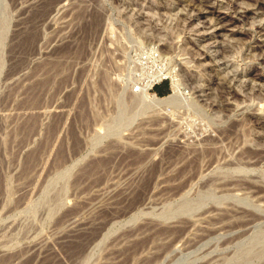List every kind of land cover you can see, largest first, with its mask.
<instances>
[{
    "label": "rangeland",
    "instance_id": "1",
    "mask_svg": "<svg viewBox=\"0 0 264 264\" xmlns=\"http://www.w3.org/2000/svg\"><path fill=\"white\" fill-rule=\"evenodd\" d=\"M231 1L242 21L191 0H0V264H264V160L241 153L264 147V0ZM237 65L248 109L212 110ZM168 70L181 102L145 110Z\"/></svg>",
    "mask_w": 264,
    "mask_h": 264
},
{
    "label": "bare ground",
    "instance_id": "2",
    "mask_svg": "<svg viewBox=\"0 0 264 264\" xmlns=\"http://www.w3.org/2000/svg\"><path fill=\"white\" fill-rule=\"evenodd\" d=\"M73 1L76 2V0H10V2L12 4H74L75 2H73ZM77 1H78L77 3H79V4H102V3L105 4L104 3L105 0L104 1L103 0H77ZM191 3L194 4V5H196L194 7H197L199 9V11H198L199 13L209 11V13L211 12V14L212 13H214V14L215 13H218V14H223V15L227 16V14L225 13V11H230V12L231 11H234V14L237 15V17H236L237 20H240V21H242L245 18V14H246V11L245 10L244 11H236L235 8L237 7V4H235V3L233 4V2L231 0H228L227 1V4H223V5H218V4L215 5L210 0H191ZM95 11H97V10H95ZM195 11H196V9L195 10H191L192 13H194ZM186 18L191 19L192 18V14H188ZM186 18L183 21H186L187 20ZM212 22H213V19H210V22L209 23L211 24ZM217 26L220 27V31H223L225 29V26L223 27V26H221L220 23H216V20L214 21V24L210 27V29L215 30ZM254 32H256L258 34H264V27H257ZM182 33H183V30H181V32L179 34H177V39L182 35ZM205 33H207V32H205ZM210 36H211L212 39H214V38L216 39V38L221 37V36H224V35L223 34L222 35L221 34H218V32H216L215 34L213 33ZM202 38H204V35H203ZM195 42H197V41H195ZM195 42L193 44H195ZM221 43H222V41L219 43L217 40H215V42L212 43V44H215L214 47H213V49L215 50V52H217V54H219L215 58H213V60L216 59L214 61V63L216 62V63H219L220 64L219 61L222 60V59L224 61V58H225L226 54L230 53L231 47L228 46L227 44L222 45L224 42L222 44ZM208 44L209 43H207V45ZM175 45H176V43H175ZM175 45L174 46H171V45H168L167 46V45H165L164 48H163V52L166 53L165 55L168 54V56H169V54L172 53L171 55L175 54V57L185 56L186 53H183V52L182 53L181 52L180 53H177L175 51V49L176 50L178 49V48L175 47ZM209 46H211V45H209ZM209 49H207L206 50V53L204 52V54H207V52H209L208 51ZM199 56H201V54ZM208 59H210V58L208 57ZM189 63L190 62H186V64H189ZM223 65L226 67V62H224ZM185 70H187V68L184 67V66H182V68L179 69L180 73L181 72H184ZM230 72L232 73V75L229 78L227 77V79L225 77H223V76H227V75H225L226 72L223 73L224 74L223 76H221L223 78L220 79L221 80V84L219 85V88L217 90L218 100L216 99L217 101H212L209 104V107H211L212 110H216L217 112L220 111V109H221V111H224V112L225 111L234 112L241 104H243L245 102V101H241V102H239V101L237 102L236 101L237 97L240 94H238V92L233 89V86L235 88H239V92H240V89L243 87L242 77H244V72L245 71L243 70V68H241L240 65H237L235 67V69L233 71H230ZM226 74H228V76H229V73H226ZM155 76H156L155 78L153 77L152 80H150V81H148L146 83V85L144 86V88L141 91L140 97L142 98V101L140 99V102H143L144 103V104L142 103L145 106V107L143 106L144 109L145 110L147 109V110H150V111L154 110L155 112L156 111L158 112V111H167V109H172V108L175 109L176 107H178L179 103L181 102L180 99H179V97H178V94L181 91H180V88H179V83H178L179 81H178V78H177V76H178L177 72L173 73L171 70L170 71L168 70V72H166V73H163V74L160 73V75L157 74ZM169 78L171 79V93L168 96L158 97L155 94H150L149 93V89L152 87L153 84H155L156 82L161 81L162 79H169ZM257 79L264 80V75H259L257 77ZM231 83L233 84L232 86H230ZM253 88L254 87H251L252 90H253ZM260 90L261 89H259V91ZM199 92L202 93V91H199ZM230 100H234L235 104L232 106L233 107L232 110L230 108H229L230 110H227V107L230 106L229 105V101ZM219 104H221V106ZM247 109L248 108H245V109L242 108L240 110L237 109V111H240L241 112V110L243 111V110H247ZM256 111L264 112V98L263 99L262 98L259 99L258 109H256ZM229 116H230V114H229ZM229 116L227 115L226 117L229 118ZM250 116L251 117H253V116L254 117H257L258 116L257 118H260V119L262 118V115H257L256 113H252V114H249L248 113L245 116V119L243 120V127H244V125L247 124L246 122H250L249 121V117ZM251 121L253 122V120H251ZM257 122H258V120H257ZM257 122H256V124H259L260 121L258 123ZM241 124L242 123H236V125H235V123H234V125L236 126V128H237V126H239L241 128V126H242ZM223 132L224 131H217L216 133H217L218 136H222V133ZM232 135H236L235 130H233L229 136L225 137V139L231 137ZM214 137H216V136H214ZM207 139H210L211 141L217 140V139H215V138H213V137H211L209 135L207 136ZM212 152H213V150H212ZM241 153H243V160H244V163L245 164H259V163L263 162V160H264V147L261 148V149H255L253 147L244 145L243 146V152H241ZM210 159L211 158H209L208 160H210ZM209 163L207 162V165ZM130 218L133 219L134 216H131ZM130 218L129 219H126L125 221L119 222V224H122L123 222L125 224L129 223L132 220V219L130 220Z\"/></svg>",
    "mask_w": 264,
    "mask_h": 264
},
{
    "label": "trees",
    "instance_id": "3",
    "mask_svg": "<svg viewBox=\"0 0 264 264\" xmlns=\"http://www.w3.org/2000/svg\"><path fill=\"white\" fill-rule=\"evenodd\" d=\"M156 87H157V86H153L152 89H151V92L154 93V94H155L156 96H158V97H165L164 95L167 94V85H166V84L163 85V88H164V89H163L162 92H156V90H155Z\"/></svg>",
    "mask_w": 264,
    "mask_h": 264
},
{
    "label": "built area",
    "instance_id": "4",
    "mask_svg": "<svg viewBox=\"0 0 264 264\" xmlns=\"http://www.w3.org/2000/svg\"><path fill=\"white\" fill-rule=\"evenodd\" d=\"M153 86V85H152ZM152 89V87L150 88V90Z\"/></svg>",
    "mask_w": 264,
    "mask_h": 264
}]
</instances>
